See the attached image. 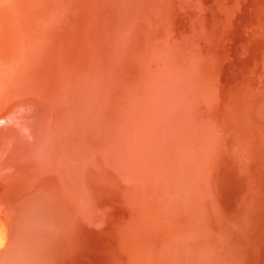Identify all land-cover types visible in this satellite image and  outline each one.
<instances>
[{
    "label": "bare ground",
    "instance_id": "6f19581e",
    "mask_svg": "<svg viewBox=\"0 0 264 264\" xmlns=\"http://www.w3.org/2000/svg\"><path fill=\"white\" fill-rule=\"evenodd\" d=\"M0 44L3 264H264V0H0Z\"/></svg>",
    "mask_w": 264,
    "mask_h": 264
},
{
    "label": "water",
    "instance_id": "95a60500",
    "mask_svg": "<svg viewBox=\"0 0 264 264\" xmlns=\"http://www.w3.org/2000/svg\"><path fill=\"white\" fill-rule=\"evenodd\" d=\"M3 28H5V27H3ZM7 31H8L7 32L8 36L10 35V33H13V34L16 35V36H13L14 37V38H12L13 40L20 38V30L19 29L15 28V30L13 31V28H11V26H9V27H7ZM2 32H3V29H2ZM17 36H19V37L17 38ZM0 45H3V44H0ZM0 51H2V47L0 48ZM180 158H181L182 162L186 161V156L185 155L182 154ZM171 176H173V175L169 174L168 177H171ZM175 181H176V178L175 177L174 178L171 177L169 180L167 179L166 183L168 185H170V186H173V188H175V186H179V184H177V181L176 182ZM197 205H199V202L197 203ZM202 206L203 207L200 206V208L198 209V212H200V214H199L200 216H196V215L190 216V211H187L186 215L191 217V218L189 217L187 220L202 218V217H204L206 215V212L209 213L212 210V209H207L206 207H204L205 205H202ZM19 230H20L19 222H17V221L9 222L7 243L5 245V248L0 251V264H3L2 262H5V260H7L9 258L10 251L8 252V250L16 248L17 237H20ZM50 247H52V246H50V244H46V247L44 246V249H48ZM45 254H46V252L41 250L39 252L36 260L34 259L35 264H50V263H52L54 261V259H56V257L52 256V255H55V254H52L51 256H48V257L46 256L44 258Z\"/></svg>",
    "mask_w": 264,
    "mask_h": 264
}]
</instances>
